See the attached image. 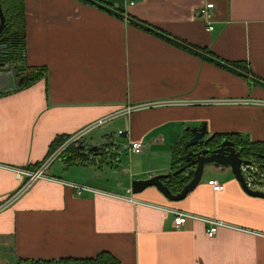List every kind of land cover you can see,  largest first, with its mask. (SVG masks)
<instances>
[{
	"label": "crops",
	"instance_id": "0c3cea01",
	"mask_svg": "<svg viewBox=\"0 0 264 264\" xmlns=\"http://www.w3.org/2000/svg\"><path fill=\"white\" fill-rule=\"evenodd\" d=\"M205 2L213 5L209 30L194 14ZM22 5L23 62L42 73L26 87L0 90V204L25 179L16 170L35 168L55 138L88 128L77 153L67 146L0 205V262L105 253L119 264H264V197L247 194L228 167L204 166L178 200L153 185L129 189L133 179L168 174L171 149L200 124L202 140L226 132L264 142V87L174 42L241 62L264 82V0ZM221 99L236 103H212ZM136 140L143 147L133 153ZM93 145L101 148L88 151ZM210 179L222 188L212 190ZM71 184L83 188L76 194ZM169 210L197 218L174 227ZM200 217L221 223L211 237Z\"/></svg>",
	"mask_w": 264,
	"mask_h": 264
},
{
	"label": "trees",
	"instance_id": "16d2710c",
	"mask_svg": "<svg viewBox=\"0 0 264 264\" xmlns=\"http://www.w3.org/2000/svg\"><path fill=\"white\" fill-rule=\"evenodd\" d=\"M0 11L2 15L3 25L0 29V71H4L8 64H10V69L12 75L15 78L14 89H19L26 87L27 85L33 83L34 80L38 79L41 76L42 68H29L23 62L24 58V48H23V5L22 0H0ZM129 21L135 22L134 18L128 17ZM138 22L141 27L142 25ZM153 28V27H151ZM155 29V28H153ZM160 33L159 29H156ZM163 33V32H162ZM202 52L208 53L205 49H201ZM210 54V53H208ZM232 67L241 70L242 72L248 74V71L244 68V65L241 62H227ZM6 66V67H5ZM6 71V70H5ZM1 93V92H0ZM55 138L50 145L48 146L47 154H49L56 146H58L66 137ZM226 138L231 141L236 148H239L238 155L247 158L249 160L260 161L264 163V142L258 141H248L244 137H240L238 134L233 133H217L214 132L205 138V143L208 145H215L217 142ZM182 142L174 146L170 151V172L166 177L161 178L162 183L166 188L169 189L171 193L178 192L181 189V185L185 183L189 177L190 173L188 171H181L180 173L173 174V170L178 168L181 164V160L178 159L179 155L182 153ZM69 149L77 153L80 148L76 145H69ZM79 155V154H78ZM37 163L33 165L36 167ZM15 264H119L112 257H109L105 253H97V255L90 258L75 259V258H57L54 260L39 259V260H30V259H17Z\"/></svg>",
	"mask_w": 264,
	"mask_h": 264
},
{
	"label": "water",
	"instance_id": "95a60500",
	"mask_svg": "<svg viewBox=\"0 0 264 264\" xmlns=\"http://www.w3.org/2000/svg\"><path fill=\"white\" fill-rule=\"evenodd\" d=\"M105 8H108L105 6ZM109 9V8H108ZM3 25V20H2V15L0 11V29L2 28ZM142 27L145 30H150L153 33L157 35H162L163 37L167 39H171L169 36H167L164 33H160L156 29H153L148 26L142 25ZM172 40V39H171ZM1 41V38H0ZM174 41V40H172ZM175 43H179L180 45L194 50L196 53L201 55L202 57H206L210 61L218 64L219 66H223L224 68L231 70L232 72H236L244 77H247L249 80H252L253 82L261 85L264 87V82L255 78L252 75H248L241 70H238L231 65H229L226 62L219 61L215 57L210 56L208 54H204L202 52H199L198 50L193 49L192 47H188L184 43H181L179 41H174ZM9 74L7 71H0V90L4 89L5 86L9 83ZM204 124H200L197 127L194 128H189V133L190 135L188 138L183 140L182 142V153L179 155L178 159H180L182 162L178 168L173 170L171 173L177 174L180 173L181 171H188L190 173L189 179L181 185V189L178 192L171 193L168 188L165 187V185L161 182V178L166 177V175L163 174H152L151 176H147L145 178H138V179H133L130 182V191L132 193H136L139 190H141L143 187L146 186H154L155 188L158 189V191L162 194V196L166 199L170 200H178L181 199L182 196L189 191L190 189L193 188L196 182L200 179V176L202 174V168L204 166H213V167H228L231 173L233 174L234 178L238 182L239 185H241L242 189L249 195L251 196H262L264 197V192L257 191V190H249L248 188L245 187L243 184V178L238 171V165L239 163H246L247 160L242 158L241 156L238 155V149L236 148L233 143L226 138L220 139L217 144L215 145H208V143H205V139L202 140V137L204 135ZM79 145H82L79 143ZM101 147L93 145V146H88L87 150L88 151H94L95 149H99Z\"/></svg>",
	"mask_w": 264,
	"mask_h": 264
},
{
	"label": "built area",
	"instance_id": "2783aa9c",
	"mask_svg": "<svg viewBox=\"0 0 264 264\" xmlns=\"http://www.w3.org/2000/svg\"><path fill=\"white\" fill-rule=\"evenodd\" d=\"M94 3H100L102 0H90ZM128 4H131L134 2V0H125ZM213 7L211 2H205L203 5L198 6L195 8L194 14L195 16L202 20V22H205V27L207 30L211 29L210 28V18H211V8ZM166 101H149V102H144V103H139L135 104L132 106L124 107L121 109L122 112L126 113L131 110H135L137 108H143V107H149L153 105H162ZM212 103H228V104H235L236 101L234 100H214ZM120 111V112H121ZM103 119H98L94 121L92 124L97 125L101 123ZM88 128V127H87ZM87 128H81L78 129V131H75L74 133L67 135L64 140L55 147L48 155H46L39 163H37L35 168H22L18 169L15 171L16 177L21 178L24 177L25 179L22 181L21 186L13 192V194H9L7 197H5L1 204L2 206L8 204L10 200H12L16 195H18L24 188H26L33 180L36 179V177H41L44 175V170L50 165V162L53 159H56L61 156V153L64 151V149L69 146V145H77L79 143V140L81 136L84 134V131ZM118 134H121L120 131H116ZM129 149L133 153H137L141 150L143 147L141 141L136 140V141H131L129 143ZM243 158V157H242ZM247 160L246 163H239L238 165V171H240L242 178H243V184L245 185L246 188L249 190H257L264 192V163L258 162L255 160H249L247 158H244ZM206 184L211 187L212 190L217 191L222 188V186L217 183L214 179H210L206 181ZM71 187L73 190L77 193L80 192V189L83 187L80 185H74L71 184ZM172 213V225L174 227L180 225L182 221L185 219V217H190L192 219H196L197 217L194 215H189L185 212H177L174 210H169ZM202 220L204 223H206V227L204 228L205 230V236L211 237L215 233V229L217 226H219L221 223L217 221L216 219H207V218H199Z\"/></svg>",
	"mask_w": 264,
	"mask_h": 264
},
{
	"label": "rangeland",
	"instance_id": "374dc122",
	"mask_svg": "<svg viewBox=\"0 0 264 264\" xmlns=\"http://www.w3.org/2000/svg\"><path fill=\"white\" fill-rule=\"evenodd\" d=\"M6 67V66H5ZM7 72H8V74H9V83L7 84L8 86H11V85H14V83H15V78L13 77V75H12V71H11V69H10V64H8L7 65V67H6V69H5ZM4 259H5V257H4ZM0 264H14V262L12 261V260H7V262L6 263H3V262H0Z\"/></svg>",
	"mask_w": 264,
	"mask_h": 264
}]
</instances>
